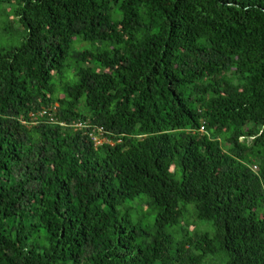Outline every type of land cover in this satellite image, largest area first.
<instances>
[{
    "label": "trees",
    "instance_id": "16d2710c",
    "mask_svg": "<svg viewBox=\"0 0 264 264\" xmlns=\"http://www.w3.org/2000/svg\"><path fill=\"white\" fill-rule=\"evenodd\" d=\"M11 2L0 264H264V0ZM55 103L66 126L21 123ZM188 205L213 232L174 243Z\"/></svg>",
    "mask_w": 264,
    "mask_h": 264
},
{
    "label": "rangeland",
    "instance_id": "374dc122",
    "mask_svg": "<svg viewBox=\"0 0 264 264\" xmlns=\"http://www.w3.org/2000/svg\"><path fill=\"white\" fill-rule=\"evenodd\" d=\"M16 8V2L0 5V53L4 50L19 47L27 35L25 29L22 27V24L19 22V19L15 18L14 11ZM74 47L82 50L89 48L85 44H75ZM55 82L57 85L60 84V81ZM58 94L59 96L63 94L61 88H59L57 96ZM83 102H85L84 99L82 100V103ZM253 169L256 171V168L253 167ZM187 208L188 210L190 209L191 213L189 215L186 214L179 225L167 230L168 233L174 236V243H178L185 236V232H187L188 228L190 231H203L207 227L208 231L213 232L211 223L198 221L202 226L198 225L197 221L193 218L194 216L191 211V209L194 210L193 205H188ZM147 210L148 209L146 208H138V210L134 211L135 214L138 213L137 216L135 215L134 219L145 215L148 212ZM203 264H224V260L219 255H208L203 261Z\"/></svg>",
    "mask_w": 264,
    "mask_h": 264
},
{
    "label": "built area",
    "instance_id": "2783aa9c",
    "mask_svg": "<svg viewBox=\"0 0 264 264\" xmlns=\"http://www.w3.org/2000/svg\"><path fill=\"white\" fill-rule=\"evenodd\" d=\"M58 109L59 105L56 103L48 107H42L38 111H33L29 113L30 122H28V120H24L23 117H21L20 121L23 125L26 126L37 125L42 121H47L51 124H59L61 126H66L64 123H60L58 120ZM72 126L75 130L86 131V133L90 136L91 140L93 141L96 147H99L104 143H108L105 137V130L103 127H92V125L88 123V121L81 120L74 122ZM200 132H205L204 126L201 127ZM254 168L257 169V167Z\"/></svg>",
    "mask_w": 264,
    "mask_h": 264
}]
</instances>
